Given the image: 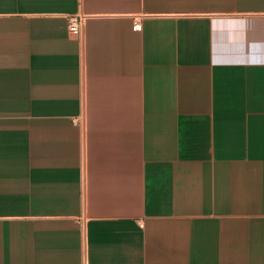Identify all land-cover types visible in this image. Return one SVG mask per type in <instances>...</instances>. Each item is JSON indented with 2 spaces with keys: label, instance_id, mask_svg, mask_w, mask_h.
Segmentation results:
<instances>
[{
  "label": "crops",
  "instance_id": "crops-1",
  "mask_svg": "<svg viewBox=\"0 0 264 264\" xmlns=\"http://www.w3.org/2000/svg\"><path fill=\"white\" fill-rule=\"evenodd\" d=\"M0 264H264V0H0Z\"/></svg>",
  "mask_w": 264,
  "mask_h": 264
},
{
  "label": "built area",
  "instance_id": "built-area-1",
  "mask_svg": "<svg viewBox=\"0 0 264 264\" xmlns=\"http://www.w3.org/2000/svg\"><path fill=\"white\" fill-rule=\"evenodd\" d=\"M86 14L83 12L72 13L68 15L67 27L71 34L83 40L84 36V23L86 19ZM134 29H140L141 24L139 19H135L133 23Z\"/></svg>",
  "mask_w": 264,
  "mask_h": 264
}]
</instances>
